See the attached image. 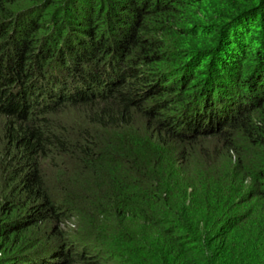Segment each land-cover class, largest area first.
<instances>
[{
  "label": "trees",
  "instance_id": "1",
  "mask_svg": "<svg viewBox=\"0 0 264 264\" xmlns=\"http://www.w3.org/2000/svg\"><path fill=\"white\" fill-rule=\"evenodd\" d=\"M0 264H264V0H0Z\"/></svg>",
  "mask_w": 264,
  "mask_h": 264
}]
</instances>
